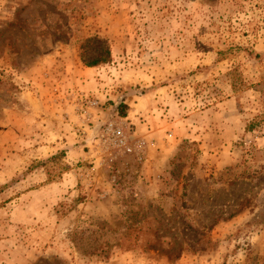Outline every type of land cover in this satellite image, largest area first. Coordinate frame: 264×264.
<instances>
[{"label":"rangeland","instance_id":"1","mask_svg":"<svg viewBox=\"0 0 264 264\" xmlns=\"http://www.w3.org/2000/svg\"><path fill=\"white\" fill-rule=\"evenodd\" d=\"M0 264H264V0H0Z\"/></svg>","mask_w":264,"mask_h":264},{"label":"trees","instance_id":"2","mask_svg":"<svg viewBox=\"0 0 264 264\" xmlns=\"http://www.w3.org/2000/svg\"><path fill=\"white\" fill-rule=\"evenodd\" d=\"M87 66H88V67H93V66H95V64H93V63H92V64H91V63H89V64H87ZM118 107H119V106L115 107V108H116V110L118 109Z\"/></svg>","mask_w":264,"mask_h":264}]
</instances>
